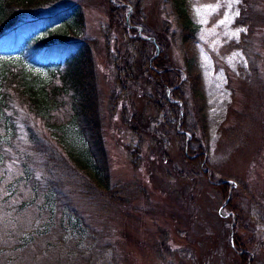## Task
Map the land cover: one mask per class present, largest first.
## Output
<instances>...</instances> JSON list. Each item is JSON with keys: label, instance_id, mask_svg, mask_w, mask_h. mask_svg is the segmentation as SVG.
Wrapping results in <instances>:
<instances>
[{"label": "rangeland", "instance_id": "374dc122", "mask_svg": "<svg viewBox=\"0 0 264 264\" xmlns=\"http://www.w3.org/2000/svg\"><path fill=\"white\" fill-rule=\"evenodd\" d=\"M128 1L123 10L126 16L130 8L126 23L118 9L120 0H53L37 12L54 17L68 11L66 20L43 27L40 36H68L70 42L85 40L90 46L98 120L115 191L97 193L92 171L71 158V168L77 166L83 177L69 168L67 177L64 174L54 185L59 187L55 195L49 192V203L55 202L58 218L64 217L69 226L81 223L89 233L100 235L94 246L86 243L85 248L98 250L90 264H243V253L247 263L264 264V0H183V10L198 27L187 40L181 37L180 0ZM64 21H71L74 35ZM144 36L157 43L160 51L152 53L165 59L163 68L142 66L144 57L137 50L138 41L147 40ZM17 60L41 79L54 78L57 70L56 63L42 64L25 54ZM154 69L157 74L165 69L170 75L181 72L179 84L171 82L175 76L166 83L170 75H164L163 95L150 72ZM12 104L18 111V138L24 139L28 126L44 127L43 119ZM65 112L66 117H60L63 126L72 115ZM51 125L46 134L57 142L53 134L58 129ZM196 141L205 162L200 171L189 162L200 153ZM49 159H54L51 152L36 154L25 178L33 175L43 185L42 170L47 172ZM45 191L40 190L28 213L47 202ZM19 194L23 197L10 206L29 198ZM28 213H20L16 227L8 213L5 233H0V247L7 252L0 253V264L40 260V240L24 248L17 241L31 231L37 217ZM58 224L50 236L54 246L61 233ZM232 233L238 249L231 245ZM13 246L16 250H9ZM52 255L54 259L44 257L37 264H61ZM80 259L73 264H83Z\"/></svg>", "mask_w": 264, "mask_h": 264}, {"label": "trees", "instance_id": "16d2710c", "mask_svg": "<svg viewBox=\"0 0 264 264\" xmlns=\"http://www.w3.org/2000/svg\"><path fill=\"white\" fill-rule=\"evenodd\" d=\"M50 1L53 0H0V226L3 227L0 233H5L4 224L6 225L9 219L10 224L16 227L20 213H28L26 209L36 206L40 190L45 189L48 194L47 202L42 203V205L39 204L37 211L32 210L31 213L29 212L30 216L36 215L37 217L32 224L31 231L24 232L22 237L17 240L18 242L21 241L20 248H24L23 245L27 247L40 240L39 243L42 245L36 254V257H39L40 260L36 264L38 262L43 263L46 260L44 257L54 259L52 254L56 255L55 259L61 264L77 263L79 256L83 258L80 259L81 263L90 264L95 259L94 256L98 250L91 247L89 249L85 248L86 243L91 242V246H94V243L100 239V235L94 232L89 233L86 227L81 226V223L78 227L81 226L82 230L77 226L66 224L64 217L58 218L55 212V202L49 203V192L55 195L54 189L59 187L54 185H58L56 182L62 180L64 174L65 178L67 177L66 174L69 168L74 173L77 170L76 175L83 177L77 166L76 170L71 168L69 160L73 158L76 159L79 165L92 171L93 177L96 179L92 188L97 193H101L102 196L106 192L113 193L106 150L102 142L101 125L98 120V111H100L99 92L96 88L97 85L95 86L94 83V60L87 41L70 42L73 39L68 36H40L38 34L43 27L67 19L65 16L68 11L65 14L59 12L54 17L53 15L44 17L37 13ZM126 1L128 0H120L121 3H126ZM180 1L179 13L181 17L179 24L181 37L183 40H187L196 35L198 27L183 10V0ZM119 7L118 9H121L123 14L126 6ZM244 17L243 10V18L240 21H243ZM132 18L134 19V16ZM125 19L126 16L123 14V20L126 23ZM63 23L71 26L69 35H74L71 21H64ZM138 47L137 51L142 52L140 57H144L142 66L146 64L149 67H156L157 65V69H161L167 65L161 55L153 57L152 52L156 47L152 41L139 40ZM23 54L32 61H35L36 58L43 60L44 63L42 64L56 63L57 70L53 73L54 78L50 80L41 79L33 73L23 65V62L17 60ZM57 59H59L58 62H56ZM60 66H63L62 70L59 69ZM57 72H59V75ZM150 72L155 76L156 84L160 86L158 91H162L164 95L166 85L162 83L163 76L170 75V73L166 69L163 73H159L160 75L157 74L156 69H154V72ZM180 75L174 73L169 77L166 76L164 81L166 83L173 82L175 86L180 82ZM171 76H175V80L171 81ZM13 102L26 107L36 118L43 119L45 122L44 127L32 128V126H28L24 139L18 138V123L15 121L18 118V111L13 108ZM65 111L71 112L72 115L66 121V125L63 126L60 125V117L62 114L66 117L67 112ZM48 123H53L52 128L66 133V135H61L56 131L57 133L53 134V136H57L58 143L62 145V138L65 137L69 141H73V144L71 142L65 143L69 146L67 147L69 148L67 154L64 143L59 148L53 137L46 134V129H50ZM192 144L193 142L189 144L190 148ZM194 144H197L195 147L200 153H195L197 156L191 158L189 162L194 168L198 167L200 171L199 165L202 164L203 166H201L204 167L205 164L200 160L203 154L202 147L199 141ZM44 152L47 153L44 154ZM50 152L51 157L54 159H49L48 162H50L44 167L47 172L44 169L42 170L43 176L40 182H44V184L41 185L42 183L36 182L33 175L31 178H25L24 172L30 169V163H32L34 156L36 154L44 156ZM78 153H81L79 158L77 157ZM6 162L11 165L8 167ZM50 163L55 164V166L50 165ZM17 166H19V171L15 168ZM9 168L14 169L9 170ZM37 168L36 170H41L39 167ZM194 171L197 170L194 169ZM18 172L19 174H17ZM47 177L50 180L49 184L47 183ZM54 177L56 178L55 181ZM6 180H10V182L5 183ZM19 192L29 196V198L23 201L25 204L15 205V207L10 206L11 203L23 197ZM8 213L10 214L9 219ZM68 218L70 219V217ZM56 222L59 223L57 228L61 232L57 237V241L54 242L56 250L59 252L58 255L55 253V246L51 244L50 239V236H54L53 231L56 228ZM91 238H95V240L92 242ZM16 247L13 246L9 250L14 248L16 250ZM235 247L238 249L236 239H234ZM2 252H7L3 246L0 247V253ZM246 258L248 257L243 253L241 260L243 264H248ZM12 261L13 259H10L7 262L11 264ZM47 262H49L48 259Z\"/></svg>", "mask_w": 264, "mask_h": 264}, {"label": "snow or ice", "instance_id": "6c2138e0", "mask_svg": "<svg viewBox=\"0 0 264 264\" xmlns=\"http://www.w3.org/2000/svg\"><path fill=\"white\" fill-rule=\"evenodd\" d=\"M234 2L239 3V0H234ZM234 15H239V13L236 12V13H234ZM221 23H224V21L222 20ZM238 34H239V32L233 33V35H238Z\"/></svg>", "mask_w": 264, "mask_h": 264}, {"label": "water", "instance_id": "95a60500", "mask_svg": "<svg viewBox=\"0 0 264 264\" xmlns=\"http://www.w3.org/2000/svg\"><path fill=\"white\" fill-rule=\"evenodd\" d=\"M232 245H233V239H232Z\"/></svg>", "mask_w": 264, "mask_h": 264}]
</instances>
